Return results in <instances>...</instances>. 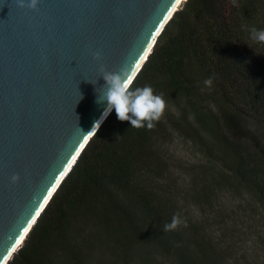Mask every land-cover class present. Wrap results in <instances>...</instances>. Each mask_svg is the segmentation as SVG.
Segmentation results:
<instances>
[{
  "label": "trees",
  "instance_id": "obj_1",
  "mask_svg": "<svg viewBox=\"0 0 264 264\" xmlns=\"http://www.w3.org/2000/svg\"><path fill=\"white\" fill-rule=\"evenodd\" d=\"M254 29H264V0H187L131 83L163 96V116L131 128L113 110L8 264H233L180 205L168 150L187 130L210 164L207 189L230 178L264 210V42Z\"/></svg>",
  "mask_w": 264,
  "mask_h": 264
},
{
  "label": "water",
  "instance_id": "obj_2",
  "mask_svg": "<svg viewBox=\"0 0 264 264\" xmlns=\"http://www.w3.org/2000/svg\"><path fill=\"white\" fill-rule=\"evenodd\" d=\"M177 1L40 0L30 10L0 0V264L9 263L98 131L107 107L97 103L106 83L100 64L108 71L127 65L132 83Z\"/></svg>",
  "mask_w": 264,
  "mask_h": 264
},
{
  "label": "rangeland",
  "instance_id": "obj_3",
  "mask_svg": "<svg viewBox=\"0 0 264 264\" xmlns=\"http://www.w3.org/2000/svg\"><path fill=\"white\" fill-rule=\"evenodd\" d=\"M237 124L244 130L243 133L255 132L249 121L241 119ZM181 133L173 136L167 154L171 161L170 176L181 194L177 193L180 205L184 206L192 223L202 226L204 234L211 237L222 250L225 249L233 264H264V210L247 190L230 178L226 177L223 185L214 186L210 192L207 183L211 173H206L204 168V165L210 164L186 136L189 132L184 129ZM233 218L239 225H235L236 229L233 228ZM223 222H227L228 228L223 226ZM225 229L230 231L225 233ZM158 264L172 262L164 259L158 260Z\"/></svg>",
  "mask_w": 264,
  "mask_h": 264
},
{
  "label": "clouds",
  "instance_id": "obj_4",
  "mask_svg": "<svg viewBox=\"0 0 264 264\" xmlns=\"http://www.w3.org/2000/svg\"><path fill=\"white\" fill-rule=\"evenodd\" d=\"M16 3L20 8L37 10L40 0H16ZM253 38L259 42H264V29H254ZM93 57L97 61L103 59L102 53L99 51L93 53ZM99 71L100 77H103L106 83L101 88L97 103L106 101L107 107L101 118L94 123L93 128L98 130L100 124L113 110H115L117 119L122 122L129 121L131 128H153L167 107V102L163 96L157 94L150 85L133 88L131 86V72L127 65L122 66L118 71H108L101 63ZM209 83L210 81H205V84ZM10 180L13 184L17 183L20 180L19 174H13Z\"/></svg>",
  "mask_w": 264,
  "mask_h": 264
},
{
  "label": "bare ground",
  "instance_id": "obj_5",
  "mask_svg": "<svg viewBox=\"0 0 264 264\" xmlns=\"http://www.w3.org/2000/svg\"><path fill=\"white\" fill-rule=\"evenodd\" d=\"M186 1H187V0H178V1H177V4L175 5V6H176L175 9H179V8L181 7V5H182L183 3H185ZM175 9H174V10H175ZM159 36H160V35H159ZM156 41H157V40H156ZM153 47H154V46H153ZM152 49H153V48H152ZM152 49H151V52H152ZM147 59H148V58H147ZM146 61H147V60H146ZM146 61H145V62H146ZM144 64H145V63H144ZM76 162H77V161H76ZM73 167H74V166H73ZM70 172H71V171H70ZM67 176H68V175H67ZM67 176H66V177H67ZM32 228H33V227H32ZM31 230H32V229H31ZM29 233H30V232H29ZM29 233H28V234H29ZM28 234L26 233V235H25L26 237L24 236L25 239L27 238ZM24 237L21 239V241H20V245H19V247L17 248V250H18L20 247H22V245L24 244V241H25ZM23 239H24V241L22 242ZM17 250H16V251H17ZM16 251H15V252H16ZM11 259H12V258H11ZM11 259H10V260H11Z\"/></svg>",
  "mask_w": 264,
  "mask_h": 264
},
{
  "label": "snow or ice",
  "instance_id": "obj_6",
  "mask_svg": "<svg viewBox=\"0 0 264 264\" xmlns=\"http://www.w3.org/2000/svg\"><path fill=\"white\" fill-rule=\"evenodd\" d=\"M81 148H83V145H81ZM73 159H75V157H73ZM64 175V173H61V177ZM57 183H59V181H57ZM49 196H51V192H49V194H48ZM45 203H47V198H45ZM41 207H43V206H41ZM36 215H39V212H37V214ZM33 222H34V219H33ZM29 226H31V225H29ZM28 231V229L26 228L25 229V232H27ZM21 238H23V237H21Z\"/></svg>",
  "mask_w": 264,
  "mask_h": 264
}]
</instances>
